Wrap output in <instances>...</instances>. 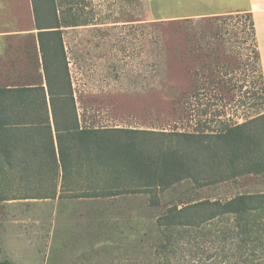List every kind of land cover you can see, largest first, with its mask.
<instances>
[{"label":"rangeland","instance_id":"1","mask_svg":"<svg viewBox=\"0 0 264 264\" xmlns=\"http://www.w3.org/2000/svg\"><path fill=\"white\" fill-rule=\"evenodd\" d=\"M243 1L67 0L70 14L89 20L62 28L80 126L203 133L222 121L242 123L264 114V80L249 21L244 14L224 18L246 12L240 10ZM28 2L23 26L30 30L16 32L22 25L8 22V32L31 36L25 46L34 48L22 57L15 49L20 44L9 43L0 86L45 82ZM19 14V8L9 6L7 18ZM215 17L217 23L211 21ZM242 164L237 162L238 169ZM81 168L74 186L83 190L91 184L115 194L71 196L58 184L55 197L38 198L53 191L50 182L37 178L27 186L14 178L1 184L7 195L38 197L0 200V259L17 264H264V210L170 229L158 222L173 205L264 192V172H240L201 187L187 179L167 191L155 190L159 203L152 205L151 193L136 189L128 174Z\"/></svg>","mask_w":264,"mask_h":264},{"label":"trees","instance_id":"2","mask_svg":"<svg viewBox=\"0 0 264 264\" xmlns=\"http://www.w3.org/2000/svg\"><path fill=\"white\" fill-rule=\"evenodd\" d=\"M66 3L32 0L45 82L0 86V177L10 174L15 166L21 167V175L27 177L34 172L29 169L32 167L53 185V191L42 194V198L55 197L58 184L71 196L113 195L112 190L91 184L83 190L73 185L83 174L82 165L95 172L102 167L116 177L128 174L136 189L150 192L151 204L157 205L155 190L167 191L187 179L201 187L240 172H264V114L242 123L222 121L217 129L203 133L81 127L62 28L88 24L89 20L80 21L70 14ZM242 14L249 21L253 51L264 80L252 12L230 13L224 18ZM219 20L211 19L215 23ZM241 161L243 167L238 169L236 164ZM38 164L41 168L36 170ZM224 164L229 170L223 169ZM8 197L0 187V199ZM256 210H264V192L242 193L224 202L201 200L181 207L173 205L158 222L170 229L200 225L227 214L241 218ZM0 264L17 263L3 258Z\"/></svg>","mask_w":264,"mask_h":264},{"label":"crops","instance_id":"3","mask_svg":"<svg viewBox=\"0 0 264 264\" xmlns=\"http://www.w3.org/2000/svg\"><path fill=\"white\" fill-rule=\"evenodd\" d=\"M27 1L30 2L28 7H31V9L33 10L32 0H0V76H2L4 74L3 68H7L6 61H7L8 54H9V48H10L9 43L20 44V45L16 46L15 49H16V52L18 54L21 53L22 57L24 56L25 53L31 51L34 48V47L32 48L29 46H25V43L28 42L27 37H31V36H26L24 34H9V32H8V25H9L8 22H12L14 24L22 25V27L20 29L15 30L16 32L25 33V32H27L26 30H30V29H27L24 27L25 24H27L25 22V19H26L25 18V9L27 8V6H26ZM9 6H15V7L19 8L20 14L17 16L7 18V12H8ZM240 10L252 12V15H253V18L255 21V25H256V33H257L258 47H259V53H260V63L262 66L263 78H264V0H244L241 3ZM33 15H34V12H33ZM34 21H35V19H34ZM30 22H31V20H30ZM37 32H38V29H37ZM36 41H37V45H38V51L41 53L40 45H39V41H38V36L36 38ZM40 61L42 64V57L40 58ZM41 68H42V73L44 75L43 66ZM7 86H12V85H7ZM18 152L24 153V150L19 149ZM5 168L9 169V166H5ZM37 168L38 169L41 168V164L36 165V170H37ZM29 169L33 170L34 172L31 173L30 175H28L27 177H23V175H21V173H20L21 167L19 168L17 166H15L13 169H11L12 172L10 174H7V175L4 174L3 175V173H2V176L0 177V187L4 186V185L3 186L1 185L2 183L5 184L7 180L11 181L14 178H18L19 181H21L22 183H25V185H27V186H29V185L32 186L35 182V179H37V178L42 179L40 174H37L35 172L34 168L31 167ZM9 171H10V169H9ZM26 196H28V197H26ZM37 197L38 196H34L31 194L16 195V197H12L10 195V197H8L10 199H0V200L11 201L14 199H27V198L28 199L29 198L35 199ZM38 198H42V197H38ZM48 198H51V197H48Z\"/></svg>","mask_w":264,"mask_h":264}]
</instances>
